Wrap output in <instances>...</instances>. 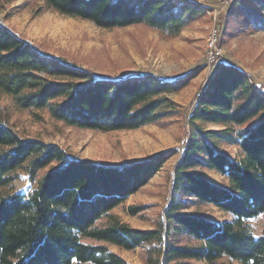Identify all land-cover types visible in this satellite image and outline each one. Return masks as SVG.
Returning a JSON list of instances; mask_svg holds the SVG:
<instances>
[{
  "label": "trees",
  "instance_id": "16d2710c",
  "mask_svg": "<svg viewBox=\"0 0 264 264\" xmlns=\"http://www.w3.org/2000/svg\"><path fill=\"white\" fill-rule=\"evenodd\" d=\"M45 3L102 28L145 25L165 38L205 16L191 0ZM245 26L264 30V0L231 1L220 32L233 37ZM192 79V74L170 80L153 73L94 79L76 62L0 24V92L21 109L46 110L70 126L133 130L182 115L170 94ZM259 87L234 62L214 67L185 115L189 139L174 166L169 202L150 229L133 227L112 211L147 185L177 147L121 166L106 165L71 156L56 144L23 139L0 120V264H129L110 245L129 250L146 245L147 264H213L223 257L264 264V231L255 235L245 224L264 213V94ZM205 123L222 127L206 129ZM224 143L238 145L244 157L231 158L220 148ZM199 166L225 175L229 184L208 179L195 170ZM19 169L35 182L28 195L4 191ZM193 200L213 204L232 219L216 222L183 212ZM128 210L135 215L142 207ZM172 234L197 243L174 244Z\"/></svg>",
  "mask_w": 264,
  "mask_h": 264
},
{
  "label": "rangeland",
  "instance_id": "374dc122",
  "mask_svg": "<svg viewBox=\"0 0 264 264\" xmlns=\"http://www.w3.org/2000/svg\"><path fill=\"white\" fill-rule=\"evenodd\" d=\"M191 1L204 9L205 16L189 23L180 35L165 38L145 25L102 28L89 20L48 8L45 0H0L1 25L31 42L45 44L56 55L76 62L91 73L94 79L153 73L171 80L193 75L191 83L184 90L170 94L178 109H182V115H173L133 130L102 132L70 126L53 119L46 110L21 109L12 97L0 92L1 121L21 138L56 144L71 156L121 166L125 162L142 160L165 149L177 147L178 152L169 158L147 185L112 211L122 221L137 228H155L169 202L174 166L190 134L185 115L194 109L198 96L214 70L209 66L207 41L215 25L219 28L223 61L240 65L253 81L259 78V85L264 84V30L245 26L244 30L233 37L224 35L220 31L226 24L232 0ZM204 127L220 129L222 126L205 123ZM220 148L231 158L241 160L244 157L238 145L224 143ZM195 170L220 185L229 184L227 177L214 169L199 166ZM16 175L11 187L4 191L28 195L34 189L35 182L24 169L17 170ZM130 206H140L142 210L132 215L128 210ZM182 211L200 214L216 222L232 219L229 213L215 205L194 200ZM245 224L255 235L261 234L264 231V213L247 220ZM170 241L179 245L197 243L193 238L177 234H172ZM110 248L129 264H147L146 245L131 250L117 245H110ZM194 264L209 263L199 261ZM213 264L242 263L223 257Z\"/></svg>",
  "mask_w": 264,
  "mask_h": 264
},
{
  "label": "built area",
  "instance_id": "2783aa9c",
  "mask_svg": "<svg viewBox=\"0 0 264 264\" xmlns=\"http://www.w3.org/2000/svg\"><path fill=\"white\" fill-rule=\"evenodd\" d=\"M202 1L206 2L207 0ZM207 56L209 66L213 68L223 61V51L219 44V28L216 25L213 27L207 41ZM257 90L264 94V84L260 85Z\"/></svg>",
  "mask_w": 264,
  "mask_h": 264
},
{
  "label": "crops",
  "instance_id": "0c3cea01",
  "mask_svg": "<svg viewBox=\"0 0 264 264\" xmlns=\"http://www.w3.org/2000/svg\"><path fill=\"white\" fill-rule=\"evenodd\" d=\"M255 81L257 82V84H260V79L259 78H256Z\"/></svg>",
  "mask_w": 264,
  "mask_h": 264
}]
</instances>
